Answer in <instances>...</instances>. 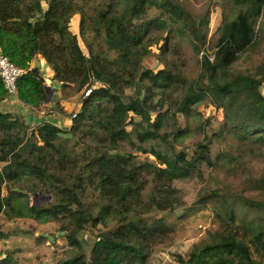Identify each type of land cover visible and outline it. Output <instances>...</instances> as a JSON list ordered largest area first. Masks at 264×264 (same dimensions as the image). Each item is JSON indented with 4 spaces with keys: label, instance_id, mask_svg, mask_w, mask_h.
Listing matches in <instances>:
<instances>
[{
    "label": "trees",
    "instance_id": "trees-1",
    "mask_svg": "<svg viewBox=\"0 0 264 264\" xmlns=\"http://www.w3.org/2000/svg\"><path fill=\"white\" fill-rule=\"evenodd\" d=\"M218 4L210 33L211 10L194 13L180 0H0L2 52L22 71L17 101L34 111L46 105L38 57L64 97L79 95L71 113L52 108L70 118L67 129L0 110V217L59 223L69 248L51 264H151L155 248L175 239L168 216L185 215L174 182L192 177L205 184L196 203L211 205L217 226L176 264H264V0ZM149 57L160 67L145 68ZM9 95L0 79V101ZM199 105L222 116L212 135L228 146L215 160ZM196 133L190 149L168 148ZM122 144L148 160L119 152ZM204 164L224 168L222 179H203ZM40 196L50 201L35 205ZM82 229H97L87 255ZM13 260L5 251L0 264Z\"/></svg>",
    "mask_w": 264,
    "mask_h": 264
},
{
    "label": "rangeland",
    "instance_id": "rangeland-1",
    "mask_svg": "<svg viewBox=\"0 0 264 264\" xmlns=\"http://www.w3.org/2000/svg\"><path fill=\"white\" fill-rule=\"evenodd\" d=\"M180 1L186 9H189L194 13H200L208 7L211 10L209 23L210 33L217 27L221 17V9L218 0ZM44 6H46L45 3ZM152 13H154V11H152ZM71 29L73 32H76L77 30L76 16H73L71 19ZM262 48L264 49V45ZM206 54L209 58H212V49L206 47ZM189 64V74L194 77L197 74L198 67L193 56H190ZM144 67L156 70L160 67V64L153 57H149L144 60ZM44 74L45 73L40 70L39 75ZM67 91H69L67 96H75L73 94V89ZM74 99L75 101H79V95ZM77 106L78 105H75L69 113L76 110ZM197 110L201 116H209L211 120V125L207 128L206 133L209 136L208 145L210 156L212 160H215L216 154L225 149L226 145L228 146V143H224L212 135L218 128L222 116L220 112L204 105H199ZM134 119L137 120L138 117L135 116ZM178 125L181 128L183 126L182 121H180ZM201 138L202 135H197L196 133L182 140V143H185L186 146H183L182 143L176 142L172 146H168V148L174 149L176 152L183 149H190L194 143ZM60 139H66L68 149L71 153L79 150L80 145L77 144L75 139L68 134L61 135ZM157 148L159 149L158 146ZM160 148L164 150L163 146H160ZM118 149L119 152H132L135 161L148 160L149 158V155L137 151L135 145L130 146L122 144ZM200 168L201 176L205 180L209 177H212L213 179H222L225 174L224 168L222 167L211 170L204 164ZM220 184H212L211 187L216 188L217 186H220ZM174 185L180 188L184 194L183 199L185 202L184 205L186 206L183 213L185 215L179 216L181 213L178 212L182 209H178L175 211V214L168 216L169 223H173L175 227V239L169 246H159L155 248L151 258V264H176V254L183 255L193 244L203 239L208 230H213L217 226V221L211 205L208 202L205 204L196 203L197 194L201 191L202 187H204V183H201L197 178L192 177V180L190 181H176L174 182ZM48 201H50V199H44L43 196H40L34 199L33 202L35 205L41 206ZM89 204H91L94 209L97 208L96 201H91L88 205ZM189 207L192 208L189 209ZM59 226L60 224L54 221L38 222L28 218H14L7 220L4 216H1L0 231H2L3 236L0 238V259L5 257V251H10L12 258L14 259V264H51L56 259L62 257L69 248L65 234L59 230ZM96 230L97 229H82L77 234L86 255L88 254L92 243L95 241L93 232Z\"/></svg>",
    "mask_w": 264,
    "mask_h": 264
},
{
    "label": "crops",
    "instance_id": "crops-1",
    "mask_svg": "<svg viewBox=\"0 0 264 264\" xmlns=\"http://www.w3.org/2000/svg\"><path fill=\"white\" fill-rule=\"evenodd\" d=\"M34 65L38 72L42 70V72L45 73L44 75H40V77L43 79L45 85L50 87V100L44 107L40 108L37 111H34L31 108L20 104L17 101L15 95H9L8 98L0 101V110L4 112L18 113L23 116L27 124H30L32 126L40 123L41 121H50L58 127L64 129L69 128L70 118L63 114H60L57 110H52V108L54 106V103L58 102L60 106H62L63 110L69 113L75 105H78V101H75L74 99L75 97H77V95H75L74 97H64V95H62L59 89V83L52 80V72L49 66L41 57H38V60H36ZM63 135H67V133H64Z\"/></svg>",
    "mask_w": 264,
    "mask_h": 264
},
{
    "label": "built area",
    "instance_id": "built-area-1",
    "mask_svg": "<svg viewBox=\"0 0 264 264\" xmlns=\"http://www.w3.org/2000/svg\"><path fill=\"white\" fill-rule=\"evenodd\" d=\"M22 71L12 64L9 59L3 54L0 45V79L3 86L7 89L10 95H15L16 81L21 75ZM91 92V88L85 90L84 95ZM75 114L72 115V117Z\"/></svg>",
    "mask_w": 264,
    "mask_h": 264
},
{
    "label": "water",
    "instance_id": "water-1",
    "mask_svg": "<svg viewBox=\"0 0 264 264\" xmlns=\"http://www.w3.org/2000/svg\"><path fill=\"white\" fill-rule=\"evenodd\" d=\"M32 72H33L34 74L38 75V74H37V70H36L35 68L32 69ZM41 80H43V79L41 78ZM45 91H46V98H45L44 101H45V103H47V102L50 100V94H51L50 87L47 86V85H45Z\"/></svg>",
    "mask_w": 264,
    "mask_h": 264
}]
</instances>
